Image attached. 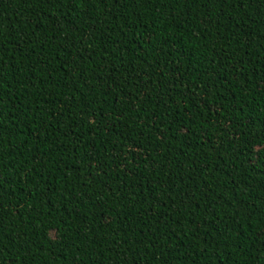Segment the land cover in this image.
Returning a JSON list of instances; mask_svg holds the SVG:
<instances>
[{
  "label": "trees",
  "instance_id": "16d2710c",
  "mask_svg": "<svg viewBox=\"0 0 264 264\" xmlns=\"http://www.w3.org/2000/svg\"><path fill=\"white\" fill-rule=\"evenodd\" d=\"M264 0H0V264H264Z\"/></svg>",
  "mask_w": 264,
  "mask_h": 264
},
{
  "label": "snow or ice",
  "instance_id": "6c2138e0",
  "mask_svg": "<svg viewBox=\"0 0 264 264\" xmlns=\"http://www.w3.org/2000/svg\"><path fill=\"white\" fill-rule=\"evenodd\" d=\"M66 2H67V0H66ZM262 151H264V149H261Z\"/></svg>",
  "mask_w": 264,
  "mask_h": 264
}]
</instances>
